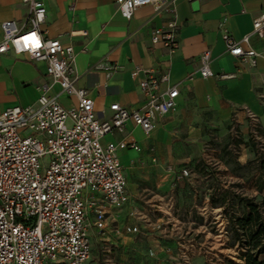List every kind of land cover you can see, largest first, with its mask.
<instances>
[{"label": "built area", "instance_id": "built-area-1", "mask_svg": "<svg viewBox=\"0 0 264 264\" xmlns=\"http://www.w3.org/2000/svg\"><path fill=\"white\" fill-rule=\"evenodd\" d=\"M21 2L26 7L28 26L23 28L13 19L3 20L0 54L12 51L43 62L49 80L39 85L32 103L15 104L0 112V264H87L90 225L104 234L108 223L105 206L120 209L128 201L118 152L127 147L140 149L133 138L102 141L103 137L123 132L128 120L148 134L157 117L176 109L181 81L171 83L166 68L143 69V77L138 80L143 106L129 108L112 102L109 117L100 119L88 90L77 85L73 46L58 37H45L40 29L46 12L43 1ZM115 2L126 19L145 5L155 12L169 13L170 18L150 30V41L169 51L176 50L173 0ZM224 23L222 17L219 25L226 52L255 65L260 53L250 45V37L264 38V10L252 18L250 32L238 39L223 28ZM211 61L209 49L199 54L200 77L214 75ZM95 67L107 74L118 68L105 61ZM140 70L134 66L131 76L136 77ZM218 76L228 78L233 74ZM55 85L59 92L51 93ZM59 93L72 97L74 102L64 106L58 100ZM247 115L257 123L253 113L248 111ZM175 174L185 176L188 169L183 167ZM124 229L127 233L138 231L133 224H125Z\"/></svg>", "mask_w": 264, "mask_h": 264}, {"label": "crops", "instance_id": "crops-1", "mask_svg": "<svg viewBox=\"0 0 264 264\" xmlns=\"http://www.w3.org/2000/svg\"><path fill=\"white\" fill-rule=\"evenodd\" d=\"M42 1L46 12L40 29L45 37H58L62 43L73 46L77 85L88 90L98 118L109 117L112 102L129 108L143 106L144 96L138 85L143 69L166 68L171 83L181 81L176 109L157 117L148 134L128 120L123 132L114 131L103 137L102 141L133 138L140 147L118 152L127 181L128 201L120 209L105 206L108 222L105 233L112 227L111 217L117 221L132 202L126 174L130 158L142 155L155 165L166 167L168 173H175L186 167L179 164L197 152L215 130H227L231 125L245 136L252 122L248 111L264 129V38L250 37V45L260 53L256 64L251 66L226 52L219 25L225 17L223 28L234 38H241L250 32L252 18L264 10V0H173L178 42L174 51L151 43L150 30L161 26L170 14L155 12L150 5L136 8L126 19L119 13L115 0ZM6 19L15 20L23 28L28 26L26 7L21 0H0V23ZM205 49L210 50L214 75L202 78L197 69L199 54ZM101 61L117 64L118 68L107 74L95 67ZM134 66L141 68L136 77L130 74ZM220 73L233 76L222 78L218 76ZM190 74L192 78L185 80ZM48 80L43 62L12 51L1 53L0 112L15 104L32 103L38 96L39 85ZM56 92H59L57 85L51 90ZM58 100L64 106L74 102L63 93H59ZM88 220L92 223L91 214ZM125 224L135 225L132 221ZM89 230L92 241L95 232H99L92 224Z\"/></svg>", "mask_w": 264, "mask_h": 264}, {"label": "rangeland", "instance_id": "rangeland-1", "mask_svg": "<svg viewBox=\"0 0 264 264\" xmlns=\"http://www.w3.org/2000/svg\"><path fill=\"white\" fill-rule=\"evenodd\" d=\"M249 128L245 136L231 125L215 130L179 164L185 176L142 155L130 158L132 202L117 221L111 217L108 232H95L87 264H243L229 217L251 204L264 214V175L251 161L264 150V129L258 122ZM127 221L136 233L125 231Z\"/></svg>", "mask_w": 264, "mask_h": 264}, {"label": "trees", "instance_id": "trees-1", "mask_svg": "<svg viewBox=\"0 0 264 264\" xmlns=\"http://www.w3.org/2000/svg\"><path fill=\"white\" fill-rule=\"evenodd\" d=\"M261 175H264V150L255 152L254 158ZM264 187L261 183L258 188ZM264 205V200L261 201ZM232 237L239 246L238 254L243 264H264V214L255 205H250L249 212H243L240 218L229 217ZM229 264H234L229 262Z\"/></svg>", "mask_w": 264, "mask_h": 264}]
</instances>
